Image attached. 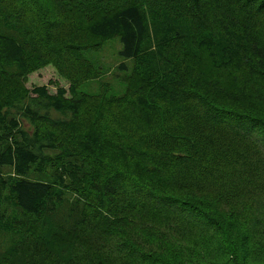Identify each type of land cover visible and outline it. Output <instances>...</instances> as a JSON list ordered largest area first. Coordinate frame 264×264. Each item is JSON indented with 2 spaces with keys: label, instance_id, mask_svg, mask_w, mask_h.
I'll return each mask as SVG.
<instances>
[{
  "label": "trees",
  "instance_id": "obj_1",
  "mask_svg": "<svg viewBox=\"0 0 264 264\" xmlns=\"http://www.w3.org/2000/svg\"><path fill=\"white\" fill-rule=\"evenodd\" d=\"M115 38L124 92L79 95ZM48 66L67 89L26 86ZM258 240L264 0H0V264H248Z\"/></svg>",
  "mask_w": 264,
  "mask_h": 264
},
{
  "label": "rangeland",
  "instance_id": "obj_2",
  "mask_svg": "<svg viewBox=\"0 0 264 264\" xmlns=\"http://www.w3.org/2000/svg\"><path fill=\"white\" fill-rule=\"evenodd\" d=\"M47 10V8H46ZM121 50V44L117 38L112 39L106 42L103 47L98 51H86L84 52V57L92 63L95 69L99 72V75L95 79L90 80H82L78 83V93L79 95L93 96L98 95L102 91L106 92V96L112 95H122L125 90V81L124 76L130 72L131 62L130 60H124L120 55L119 51ZM122 63H126L128 66V70L126 72L120 71L118 69L119 65ZM65 64V63H64ZM67 68H70L67 65ZM65 70V69H64ZM64 70L60 72L58 69L53 68L52 66L45 67L44 69L31 74L28 77V82L26 86L28 88H32L33 86H48L51 92H55V85H50L49 82H54L56 85L67 89L69 84L65 81L66 75ZM91 101V100H90ZM92 102V101H91ZM93 103V102H92ZM92 109V107L90 108ZM109 119V118H108ZM87 120L89 122H95L96 119L91 115L90 112L87 113ZM99 126V125H98ZM106 130L102 128V125L99 127V131L103 133ZM196 130V129H195ZM197 134V133H196ZM217 138V137H216ZM199 139L202 141L205 139L204 135H199ZM218 155L221 156V152L217 151ZM258 163L263 166V161H255L252 162ZM251 163V164H252ZM250 171V170H249ZM4 173H7L6 169H3ZM3 173V174H4ZM233 173V172H231ZM229 173V174H231ZM229 174H225L223 177H226ZM213 246L210 244L209 247ZM233 253V249H227V253L221 248H217L210 255V251L206 253L207 257H205L202 262L199 260V264H231L229 255ZM183 254V252H180ZM248 264H264V242L262 240H258L253 247L252 258L249 260Z\"/></svg>",
  "mask_w": 264,
  "mask_h": 264
},
{
  "label": "bare ground",
  "instance_id": "obj_3",
  "mask_svg": "<svg viewBox=\"0 0 264 264\" xmlns=\"http://www.w3.org/2000/svg\"><path fill=\"white\" fill-rule=\"evenodd\" d=\"M22 211V210H21ZM46 216V215H45ZM49 219V218H48ZM61 257V256H60Z\"/></svg>",
  "mask_w": 264,
  "mask_h": 264
}]
</instances>
